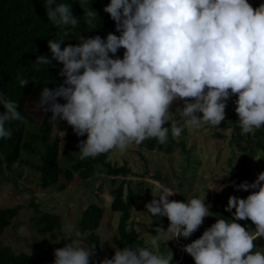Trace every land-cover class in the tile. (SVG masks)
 I'll list each match as a JSON object with an SVG mask.
<instances>
[{"label": "clouds", "instance_id": "obj_1", "mask_svg": "<svg viewBox=\"0 0 264 264\" xmlns=\"http://www.w3.org/2000/svg\"><path fill=\"white\" fill-rule=\"evenodd\" d=\"M42 3L48 21L63 29L61 37L48 40L47 45L62 64L64 80L56 88L42 87L37 107L51 112L55 123L66 121L76 136L86 135L77 142L81 160L113 149L123 154L130 145L152 138L166 144L169 132L180 137L179 121L197 128L219 126L233 95L241 134L264 127V3L254 8L248 0H109L103 10L119 35L80 34L77 44L64 43L72 35L67 29L80 24L70 4ZM97 16L89 10L84 22L93 25ZM121 48L122 58L116 56ZM35 62L37 70L50 63L43 55ZM18 80L22 87L29 82ZM176 101L183 106L175 109L179 121L169 128L165 125L172 120L170 109ZM0 105L5 109L0 113V138H11L6 125L23 122L25 117L3 93ZM235 187L248 195L228 197L225 211L234 219H215L199 238L183 246L194 264H264V251L255 250L254 244L264 238V171L251 183L243 181ZM174 194L163 183L154 182L153 198L145 208L151 216L169 221L167 230L157 226L156 233L188 238L213 213L204 202L205 195L170 200ZM238 220H250L254 232ZM151 243L157 244L158 238ZM112 247L113 256L99 264H170L172 259L147 247ZM93 256L91 247L74 239L54 249L53 264H90Z\"/></svg>", "mask_w": 264, "mask_h": 264}, {"label": "trees", "instance_id": "obj_2", "mask_svg": "<svg viewBox=\"0 0 264 264\" xmlns=\"http://www.w3.org/2000/svg\"><path fill=\"white\" fill-rule=\"evenodd\" d=\"M59 2L69 3L72 14L80 17V24L76 28L69 27L67 29L72 35L66 38L64 43H79L76 36L80 34L85 37L99 35L101 38H105L109 32L119 35L115 29V22L103 10L109 0H59ZM89 10H95L98 15L93 25L84 22V14ZM90 28L94 29L90 30ZM62 31L63 29L48 21L42 0H0V93L15 102L18 106L17 110L25 117L23 122H11L6 125L12 131L11 138H0V174H4V169L11 171L16 163L24 164L39 173V186L44 189L54 185L63 188L66 182H70L74 177L86 180L99 170L104 171L106 175L119 177L109 180V191L112 196L110 209L119 213L117 234L112 237V242L119 248L124 246L147 247L152 251L151 242L140 238L134 227L128 225L131 209L137 199V192L133 187L134 179L131 177L135 173L127 163L118 164L108 161V153L81 160L77 142L86 139V135L76 136L72 127L66 121L60 120L68 135L66 143L61 148L59 134L54 131V121L50 119L51 112L42 111L43 115L40 120H35L27 109L28 101L38 104V95L42 87L56 88L63 84L64 77L60 75L62 64L52 57L47 45L48 40L59 39ZM64 43L61 44V47L64 46ZM123 51L124 49H119L116 56L123 55ZM40 55L47 57L50 63L47 66L41 65L37 70L35 59ZM18 77L29 79L28 84L20 86ZM57 102L64 103V100L57 98ZM4 111L5 109L0 105V113ZM227 122L228 124L225 126L220 123L219 126H215V129L231 127V140L235 142L234 146L243 153L239 171L231 174L233 175L231 179L232 195L236 196L238 188L235 185H239L246 178L249 162L252 159L256 161V154L250 158L251 150L254 149V146H261L260 149L264 151V127L255 129L253 133L242 135L238 119L230 116ZM165 126L170 128L171 123ZM215 134L217 135V131ZM173 144L185 147L184 142H177L171 132H169L166 144H160L155 138H152L137 146L147 151L157 150L169 153L173 149ZM263 159L262 155L257 162L260 161L263 165ZM160 182L168 185L166 179ZM226 205L218 207L214 216L206 217L200 228L190 237H180L179 240L183 246L186 242L190 243L199 238L203 231L215 222V219H234L231 212L225 211ZM20 208L21 205L0 207V233L4 227L11 224ZM234 211L235 209L232 210V212ZM36 213L38 214L35 217V224L37 232L41 236L40 242L47 244L48 240L45 235L60 228L59 216L41 212L38 209H36ZM103 214L104 209L99 203L90 202L82 210L77 223L80 231L86 232L82 241L86 246L92 248L94 256L98 254L100 244L96 229L100 225ZM243 221L236 222L242 223ZM168 223L167 217L162 218L153 227V233H156L154 229L157 226L165 228ZM69 241L70 238H63L60 243L65 245ZM254 244L257 246L255 250H259L257 240L254 241ZM54 249V245L47 244L45 252H53ZM156 253L168 257L167 250L163 245ZM176 257L177 255H173L170 264ZM183 261L194 264L192 257L185 251L181 252V261L177 264ZM0 264L50 263L47 262L42 252H15L10 245L0 244ZM90 264L99 263L90 260Z\"/></svg>", "mask_w": 264, "mask_h": 264}, {"label": "rangeland", "instance_id": "obj_3", "mask_svg": "<svg viewBox=\"0 0 264 264\" xmlns=\"http://www.w3.org/2000/svg\"><path fill=\"white\" fill-rule=\"evenodd\" d=\"M248 2L255 8L260 3H264V0H248ZM117 56L122 58L123 55ZM235 99L236 96L233 95L227 101L225 120L221 122L224 126L228 124L227 120L230 116L238 119L234 111ZM37 105L28 101L27 109L35 120H40L43 113ZM182 106V101L173 103L170 109L173 112L171 124L179 121L175 109ZM198 115L200 114L198 113ZM178 126L182 127L181 135L179 138H173L177 142L183 141L184 148L173 144L172 151L167 153L157 150L147 151L132 144L123 154L113 149L107 155L108 161L118 164L126 162L135 173L131 177L134 179L133 187L137 192V199L131 209L128 225L134 227L138 236L143 240L151 242L154 237L158 238L157 244L151 243L152 251L156 253L162 245L165 246L168 257L177 255L172 264L181 261L183 243L179 238H172V234L167 231L161 233L152 231L153 227L162 218H165L151 216L145 208V204L153 198L151 190L154 187V182L168 180V185L165 183L164 185L176 192L169 197L170 200L203 199L205 195L204 202L209 206V212L214 216L217 213V208L227 204L228 197L233 194L231 189L233 175L231 174L239 171L240 160L243 157V153L234 146L235 142L231 140V127L215 129V126L210 124H201L197 128L184 126L183 121H179ZM54 131L59 134L62 148L68 135L60 120L57 123L54 122ZM260 147L254 146L250 153L252 154L250 158L256 154V161L252 159L249 162L247 176L244 179L249 183L256 178L259 172L264 171V164L262 165L260 161L257 162L262 155L264 158V151ZM110 178L119 177L106 175L104 171L99 170L86 180L76 176L70 182H66L63 188L54 185L44 189L39 186V173L28 166L16 163L11 171L4 169V174H0V207L21 205V208L11 224L2 229L0 244L10 245L15 252H42L47 262L53 264L54 251L45 252L47 244L54 245L56 249L64 246L60 243L61 239L70 238L68 243L79 239L82 246H86L82 241L86 232H81L77 223L82 210L90 202H96L103 207L104 214L96 229L100 238L98 254L91 260L99 263L105 257L111 258L114 254L112 246H115L112 237L117 234L119 213L110 209L112 198L109 191ZM247 195L248 192L238 189L236 196L244 198ZM36 209L41 212L53 213L60 219V228L45 235L48 240L47 244L40 242L41 236L37 232L35 224V217L38 214ZM240 224L246 227L249 232L255 230V226L250 220H244ZM168 225L169 223L163 229L167 230ZM256 240L259 250L264 251V238ZM186 244L188 242L184 245ZM179 264L192 263L183 261Z\"/></svg>", "mask_w": 264, "mask_h": 264}]
</instances>
